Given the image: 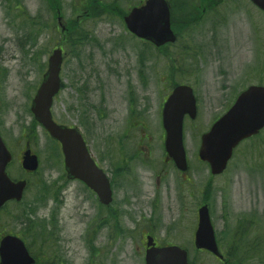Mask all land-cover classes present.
<instances>
[{"label": "rangeland", "instance_id": "1", "mask_svg": "<svg viewBox=\"0 0 264 264\" xmlns=\"http://www.w3.org/2000/svg\"><path fill=\"white\" fill-rule=\"evenodd\" d=\"M139 1L119 0L127 10ZM10 5L0 0V129L5 142L18 151L26 140L24 128L32 120L31 99L42 80L51 51L60 44V33L55 29L52 35L45 28L53 23L44 0H22L26 16L31 17L30 22L22 25L24 17L17 16L19 10L10 9ZM189 11L192 14L193 10ZM80 13L82 8L74 9L73 0H63L65 18ZM196 15L201 20L164 53L147 47L131 35L117 14L85 20L90 39L85 47H79L80 53L67 54L62 68L65 87L57 96L54 108L57 120L79 124L92 154L110 177L114 171L112 160H120L128 166L124 170L127 175L117 180L112 203V207L121 212L119 224L127 232L111 235L117 229L116 223L105 222L96 197L82 182L65 177L59 148L38 128L39 135L32 142L41 158L43 173L38 179L34 177L36 180L26 202L34 200L42 183L51 187L61 200L60 208L48 197L41 216L48 217L53 206L58 208L56 214L62 229L66 230L64 238L69 237L57 244L61 243L60 251L55 245L48 249L51 258L56 251L63 264H145L144 234L150 229L161 244L185 247L190 261L195 264H219L208 252L198 251L194 246L201 187L210 174L206 166L199 165L198 150L201 135L209 129L214 115L225 111L228 96H205L199 83H211L221 80L220 76L234 74L241 79L235 78L233 82L245 80L250 84L259 77L264 79V13L248 0H224L216 9ZM20 41L29 50L28 54L23 53ZM141 68H144L143 73ZM168 73L175 79H185L201 92V118L192 121V125L187 120L184 130L192 164L189 174L195 181L194 184L188 182L187 191L178 184L180 178L176 177L174 166L164 159L160 115L164 96L170 89ZM209 97L217 101L207 99ZM78 98L81 106H77ZM132 116H136L134 127L129 123ZM144 123L149 132L143 128ZM120 146L124 153L120 154ZM248 146L245 142L239 152L259 163V146L247 154ZM160 165L164 173H159ZM242 165L253 174L246 193L260 195L264 203V194H260L264 159L262 167L248 168L245 161ZM228 200L233 203V198ZM222 201L220 195L211 200L218 232L223 224H230L228 220L216 221L223 210ZM104 211L105 215L108 210ZM90 239L95 247L93 252ZM243 264H264V256L258 260H243Z\"/></svg>", "mask_w": 264, "mask_h": 264}, {"label": "water", "instance_id": "2", "mask_svg": "<svg viewBox=\"0 0 264 264\" xmlns=\"http://www.w3.org/2000/svg\"><path fill=\"white\" fill-rule=\"evenodd\" d=\"M253 2L264 10V0H253ZM125 21L132 33L152 41L157 46L176 40L171 28L170 8L166 0H146L143 5L132 8ZM59 23L64 29L61 18ZM62 62L63 51L57 48L49 58V68L33 100L32 111L50 135L60 141L68 177L82 180L97 193L101 203L110 205L113 200L110 180L91 156L82 134L74 128L57 124L52 118L53 97L61 86ZM186 114L192 118L196 116V100L189 86L180 85L174 89L165 103L163 122L166 129V151L182 171L188 168L183 144V119ZM262 127H264V87L251 86L211 130L202 136L199 156L210 163L213 173H219L226 167L233 148L242 139L258 132ZM11 159L12 155L0 134V206L9 199H21L26 186V181L14 182L8 176L6 166ZM24 167L29 170H36L38 167V157L32 154L31 150L25 153ZM8 246L12 247L10 257L5 255ZM147 246L146 264H190L187 250L178 245L157 247L154 239L149 237ZM195 246L220 255L206 205L199 209ZM2 260L5 264L34 262L23 243L15 238L4 241Z\"/></svg>", "mask_w": 264, "mask_h": 264}, {"label": "flooded vegetation", "instance_id": "3", "mask_svg": "<svg viewBox=\"0 0 264 264\" xmlns=\"http://www.w3.org/2000/svg\"><path fill=\"white\" fill-rule=\"evenodd\" d=\"M220 77L221 80H214L211 83L202 81L199 83V87L202 88L205 96H210L211 94L216 95L218 98L224 95L228 96L227 104L224 105V108H226L225 111L232 106L238 96L250 85H264V79L262 77L257 78L256 81L250 82V84H247L245 80L244 82H233L235 78L241 79L237 74ZM214 84H216V87H214ZM200 93L198 89L196 95L199 96ZM207 99L217 101V99H213V97ZM77 101V106H81L79 98ZM78 111L82 113L81 108H79ZM54 115L57 116L55 108ZM57 121L69 127H75V124H77V122ZM143 127L146 128L145 123ZM247 142L249 144L247 147V154H249L254 147L259 146L257 149L260 153L259 163L254 162L252 158H245L238 150L228 167L222 173L213 175L212 183L208 182L202 186L201 202L208 203L211 201L209 197L210 191L207 189L212 188L215 197L216 195H220L223 199V210L218 220L225 221L226 214H228L233 223L230 225L224 224L219 234L217 233L218 243L221 244L225 241L232 247L226 250L219 244L220 250L224 256L223 259L216 256L215 258L220 264H236L235 256L238 252H243L246 256L250 254L251 258L256 260L262 259L264 256V203H262L260 195L255 196L254 192L246 193L247 185L250 179L253 178V174H250L245 166L242 165L245 161V165L248 168L262 167L264 159V128L257 134L249 137ZM28 147H31L32 153H35L33 151V142L28 139L25 140L23 146L19 148L18 151L10 148L15 159L8 164L7 173L14 181L26 180L28 184L21 201L15 199L9 200L0 207V264H2V250L4 249L2 242L6 237H16L20 239L29 254L35 259L34 264H45V238H47L46 242H53V246L55 245L58 251L61 250V243H63L65 239H69V237L64 238V236H66V234L64 235L66 230L62 229L58 215L55 217L49 229H45L40 216V212L44 209V199L41 189L33 196L32 199L34 200L26 202L27 196L32 190L33 182L36 180L34 177L36 176L38 179L43 173L41 160H39V167L36 171H30L24 168V153ZM238 154H241V157H238ZM165 160L167 164H171L172 162L170 158ZM180 176L183 178L181 181L182 187L187 191L188 182L192 183V179L188 172L180 173ZM260 194H264V182H262ZM229 197L233 198V200H231L233 203L229 202ZM148 235L153 236L157 245H159L156 234L150 229L144 234L145 243L147 242ZM60 241V245H57ZM231 250L233 252H231ZM228 252H230V254H228ZM5 255L7 257L12 255V247L8 246L6 248ZM51 261L53 264H63L61 255L56 251L53 253ZM17 264L20 263L18 262ZM65 264L68 263L65 262Z\"/></svg>", "mask_w": 264, "mask_h": 264}, {"label": "trees", "instance_id": "4", "mask_svg": "<svg viewBox=\"0 0 264 264\" xmlns=\"http://www.w3.org/2000/svg\"><path fill=\"white\" fill-rule=\"evenodd\" d=\"M18 1V0H17ZM48 7L56 13L59 9H62L63 0H45ZM172 6V26L178 36H182L183 33L192 27L194 24L198 23L201 18L196 15V2L197 0H170ZM203 5L205 1L202 0ZM208 5V4H206ZM74 9L78 10L79 7L82 8L85 16L88 17H100L103 14H117L124 16L127 12L120 5L119 0H73ZM212 7L211 5H208ZM191 7V8H190ZM193 10L192 14L191 11ZM188 10V11H187ZM200 12V10H198ZM199 14V13H198ZM84 16H82L83 18ZM89 40L88 31L83 26L82 21L78 20L76 17H71L67 20V30L63 34V42L67 45L66 48L68 53L81 52L79 47H85L86 41ZM20 45L24 47V42L20 41ZM77 48V49H75ZM166 51L165 49H162ZM144 57L141 58V65L144 66ZM144 68H141L140 72L143 73ZM37 125L36 120H33V128ZM123 167L121 165H115V170L113 171V182L116 184L117 179L123 176ZM45 196L46 193H50L51 187L44 186ZM53 192V191H52ZM119 213L110 208L108 214V223L112 220H118Z\"/></svg>", "mask_w": 264, "mask_h": 264}]
</instances>
